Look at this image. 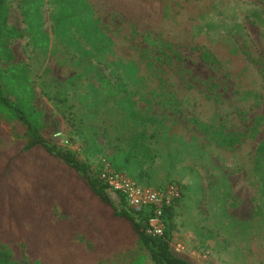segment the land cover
<instances>
[{
  "label": "rangeland",
  "instance_id": "obj_1",
  "mask_svg": "<svg viewBox=\"0 0 264 264\" xmlns=\"http://www.w3.org/2000/svg\"><path fill=\"white\" fill-rule=\"evenodd\" d=\"M95 3L104 31L135 54L152 81L156 76L161 81L163 99L147 91V83L123 85L133 109L158 122L146 124L149 151L138 154L143 162L128 177L142 189H177L178 197L170 196L172 202L178 199L172 254L190 264H264V159L255 165L257 145L264 139V0ZM42 12L50 37L47 51L32 47L20 0H9V24L22 37L10 41L12 58L3 67L25 70L28 101L40 122L57 125L55 144L71 150L94 174L107 176L115 156L143 128L124 123L95 74L67 87L70 77L96 62L76 60L56 39L54 7L45 3ZM97 67L113 90L125 82L106 63ZM90 85L98 94L91 93L86 105L81 97ZM21 139L17 128L0 123V191H5L0 195V250L4 240L31 238L33 256L49 259L57 234L60 251L51 264H98L135 241L124 224L111 222L108 214L95 215L93 201L76 195L71 175L43 153L18 156ZM107 192L116 207L125 206L118 194ZM62 198L70 199L71 208L61 205ZM26 213L30 216L22 222ZM47 240L54 244L46 245ZM132 253L153 264L143 248Z\"/></svg>",
  "mask_w": 264,
  "mask_h": 264
},
{
  "label": "trees",
  "instance_id": "obj_2",
  "mask_svg": "<svg viewBox=\"0 0 264 264\" xmlns=\"http://www.w3.org/2000/svg\"><path fill=\"white\" fill-rule=\"evenodd\" d=\"M45 3L54 7V13L51 16L53 29L56 39L64 41L67 49L72 50L78 61L92 59L96 64H90L84 67L82 72L73 75L67 81V87L77 86L81 80L89 74H95L99 85L111 93L114 104L118 111L123 114V121L130 124V127L143 129L134 137L130 147L120 151L113 159L110 172L121 175L132 181L133 170L137 169L143 161L138 157L140 152L146 151L145 126L147 123L157 124V121L151 117L140 115L133 109V101L128 94L127 88L123 87L125 83L132 85L146 84V90L156 97L163 99L162 89L157 81H152L151 75L142 69L134 53L128 50L127 46H120L112 34L104 31L102 26V16L97 12L95 0H20V13L25 23V31L29 35V41L33 48L47 51L50 44V37L44 30L42 8ZM22 37V33L9 24V0H0V123L11 124L17 128L21 136V149L18 156L27 153L41 152L46 159L54 162L56 169L62 172H68L71 175V182L74 185V191L79 197L93 201L95 215L108 214L109 220L113 223L124 224L127 227L129 235L134 242L130 243L124 250L117 251L109 257L101 258L98 264H143L140 258H135L132 253L133 248L141 247L149 255L153 264H190L186 260L172 254L170 243L174 232V216L176 212L177 200L170 205H163L161 213L158 216L162 224V233L160 235H151L147 232L149 221L156 217V208L152 205L143 206L140 211H135L129 206L125 199L119 195L123 205L116 207L108 195V184L103 177L93 173L90 165L78 159V157L68 149L59 147L52 140L53 131L57 128L55 123L49 126L44 125L39 120L38 113L29 103L30 87L28 85V76L21 67L8 69L3 67L4 62L11 58L9 43ZM75 57V58H76ZM75 61L73 62V64ZM106 63L113 71H119L125 82L116 84L113 90L110 82L98 69V65ZM143 73L144 75H141ZM154 75H157L154 71ZM154 92H158V95ZM88 95L84 94L81 100L88 103L91 95L96 96L98 90L90 85L87 89ZM92 93V94H91ZM122 94L123 96H120ZM163 96V97H162ZM13 98V100L11 98ZM105 106V104H100ZM264 139L259 142L255 153V165L264 159ZM142 155V154H141ZM143 156V155H142ZM141 158V156H140ZM57 170V171H58ZM143 174V171H140ZM129 176V177H128ZM52 183L56 186V179ZM48 190L50 185L43 182ZM144 188V187H143ZM181 191V189H179ZM7 192V191H6ZM5 191H0V195ZM71 198V197H68ZM11 199V198H10ZM70 199H61V205L67 204L69 208ZM31 206L29 207V209ZM30 211V210H29ZM15 208L10 206L9 213L15 216ZM38 211L39 216L48 217ZM30 214H23L25 218ZM52 224L54 222L52 221ZM9 229L10 226L6 225ZM65 232V230H64ZM127 232V233H128ZM57 233V232H56ZM17 234L21 236L22 231ZM25 235L29 237L25 230ZM60 237L56 234V250L49 259L43 257L42 253L33 254L28 247L31 238H21L17 242L4 240L5 247L0 250V264H15L17 261L31 260V264H51L53 255L60 251ZM54 244L53 241H46L47 244ZM50 254V255H51ZM133 254V255H132Z\"/></svg>",
  "mask_w": 264,
  "mask_h": 264
},
{
  "label": "built area",
  "instance_id": "obj_3",
  "mask_svg": "<svg viewBox=\"0 0 264 264\" xmlns=\"http://www.w3.org/2000/svg\"><path fill=\"white\" fill-rule=\"evenodd\" d=\"M56 133L54 136H58ZM108 184V191L121 195L127 205L135 211H140L143 206L152 205L156 208V217L149 221L147 232L151 235L162 233V224L158 218L163 205H170L172 198L178 197V191L174 187L163 190H150L139 188L135 183L127 178L110 173L103 177Z\"/></svg>",
  "mask_w": 264,
  "mask_h": 264
}]
</instances>
